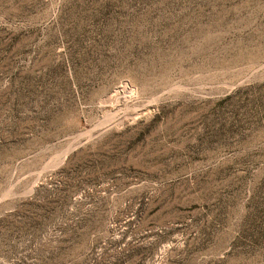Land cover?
<instances>
[{"label":"rangeland","instance_id":"1","mask_svg":"<svg viewBox=\"0 0 264 264\" xmlns=\"http://www.w3.org/2000/svg\"><path fill=\"white\" fill-rule=\"evenodd\" d=\"M0 264H264V0H0Z\"/></svg>","mask_w":264,"mask_h":264}]
</instances>
